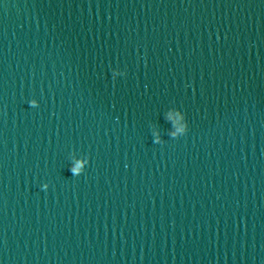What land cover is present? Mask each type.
<instances>
[{
	"label": "water",
	"instance_id": "obj_1",
	"mask_svg": "<svg viewBox=\"0 0 264 264\" xmlns=\"http://www.w3.org/2000/svg\"><path fill=\"white\" fill-rule=\"evenodd\" d=\"M0 264H264V0H0Z\"/></svg>",
	"mask_w": 264,
	"mask_h": 264
}]
</instances>
